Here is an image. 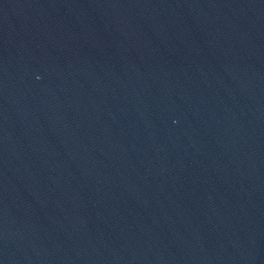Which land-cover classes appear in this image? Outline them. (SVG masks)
<instances>
[{
  "label": "water",
  "instance_id": "1",
  "mask_svg": "<svg viewBox=\"0 0 264 264\" xmlns=\"http://www.w3.org/2000/svg\"><path fill=\"white\" fill-rule=\"evenodd\" d=\"M0 264H264V0H0Z\"/></svg>",
  "mask_w": 264,
  "mask_h": 264
}]
</instances>
